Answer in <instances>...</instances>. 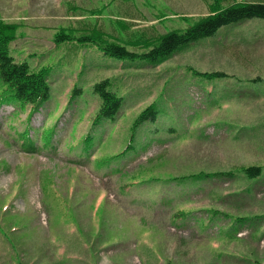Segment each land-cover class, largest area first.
<instances>
[{"label":"rangeland","instance_id":"374dc122","mask_svg":"<svg viewBox=\"0 0 264 264\" xmlns=\"http://www.w3.org/2000/svg\"><path fill=\"white\" fill-rule=\"evenodd\" d=\"M214 9L0 0L14 61L50 72L38 110L0 113V264H264V21L223 27L153 68L103 54L106 44L145 54ZM104 81L123 103L92 128ZM149 107L155 120L138 123Z\"/></svg>","mask_w":264,"mask_h":264},{"label":"trees","instance_id":"16d2710c","mask_svg":"<svg viewBox=\"0 0 264 264\" xmlns=\"http://www.w3.org/2000/svg\"><path fill=\"white\" fill-rule=\"evenodd\" d=\"M219 0H213L214 11L207 17L197 21L183 32H170L162 36L156 45H152L145 54H135L128 51L124 46L106 44L103 54L108 58L120 61L143 63L140 68H153L167 61L181 49L188 47L198 41L212 37L221 28L248 21L260 19L264 21V3L236 4L223 9L219 8ZM14 27L0 23V87L3 88V96L10 102L30 104L35 111L43 105L48 98V70L36 71L29 67L27 62H15L10 50L11 42L14 40ZM64 38L58 36L56 42H63ZM80 41L89 42L88 39ZM10 60V61H9ZM196 75L208 79L223 78L225 73H210ZM111 83L104 81L93 86V93L98 96L101 106L96 116V124L101 125L106 121H113L122 106L123 98L118 97L111 91ZM157 115L156 107L145 109L138 117L137 122L154 121ZM261 169L257 166H249L243 169V174L249 179L258 177ZM216 174V173H215ZM217 177H234L232 173H219ZM201 177H196L198 179ZM183 181V180H181Z\"/></svg>","mask_w":264,"mask_h":264},{"label":"bare ground","instance_id":"6f19581e","mask_svg":"<svg viewBox=\"0 0 264 264\" xmlns=\"http://www.w3.org/2000/svg\"><path fill=\"white\" fill-rule=\"evenodd\" d=\"M10 61V60H9Z\"/></svg>","mask_w":264,"mask_h":264}]
</instances>
